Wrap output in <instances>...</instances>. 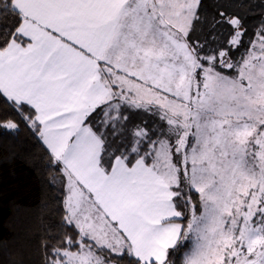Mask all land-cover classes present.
Masks as SVG:
<instances>
[{
  "label": "snow or ice",
  "instance_id": "6c2138e0",
  "mask_svg": "<svg viewBox=\"0 0 264 264\" xmlns=\"http://www.w3.org/2000/svg\"><path fill=\"white\" fill-rule=\"evenodd\" d=\"M242 8L0 0V138L62 193L39 264H264V14Z\"/></svg>",
  "mask_w": 264,
  "mask_h": 264
},
{
  "label": "trees",
  "instance_id": "16d2710c",
  "mask_svg": "<svg viewBox=\"0 0 264 264\" xmlns=\"http://www.w3.org/2000/svg\"><path fill=\"white\" fill-rule=\"evenodd\" d=\"M257 11L264 13L260 7ZM39 152L30 137L23 143L0 138V264H39V246L45 239L41 224L63 215L54 199L62 195L59 180L55 189L50 188L46 177L53 175L51 170L43 172L33 165V154Z\"/></svg>",
  "mask_w": 264,
  "mask_h": 264
},
{
  "label": "rangeland",
  "instance_id": "374dc122",
  "mask_svg": "<svg viewBox=\"0 0 264 264\" xmlns=\"http://www.w3.org/2000/svg\"><path fill=\"white\" fill-rule=\"evenodd\" d=\"M248 3L251 6V12H249L248 8H242L238 10L241 12L242 15L247 16L248 27L251 31V29H253L259 22V18H255V16L259 17V15L261 14L259 11H257V8L260 7L264 11V6H262V0H248Z\"/></svg>",
  "mask_w": 264,
  "mask_h": 264
}]
</instances>
